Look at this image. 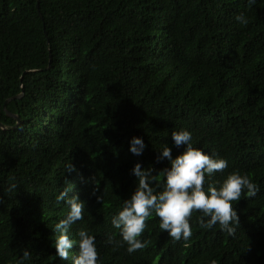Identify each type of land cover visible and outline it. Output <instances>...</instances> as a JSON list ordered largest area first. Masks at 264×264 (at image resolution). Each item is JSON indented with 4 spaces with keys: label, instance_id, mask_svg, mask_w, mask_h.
I'll use <instances>...</instances> for the list:
<instances>
[{
    "label": "trees",
    "instance_id": "16d2710c",
    "mask_svg": "<svg viewBox=\"0 0 264 264\" xmlns=\"http://www.w3.org/2000/svg\"><path fill=\"white\" fill-rule=\"evenodd\" d=\"M36 5L0 0V264H71L52 247L66 188L84 205L71 238L87 229L98 264H264V0ZM179 128L227 161L211 179L238 170L259 191L233 202L232 235L201 228L193 212L192 235L174 241L153 214L145 247L129 254L111 216L135 186L134 163L157 170L162 144L181 150L170 138ZM132 136L145 143L140 156Z\"/></svg>",
    "mask_w": 264,
    "mask_h": 264
},
{
    "label": "clouds",
    "instance_id": "9594fccd",
    "mask_svg": "<svg viewBox=\"0 0 264 264\" xmlns=\"http://www.w3.org/2000/svg\"><path fill=\"white\" fill-rule=\"evenodd\" d=\"M255 3L256 0H246L247 6ZM234 19L242 25L248 23L243 13ZM170 138L172 146L181 150L173 156L172 149L162 144L155 159L157 162L166 161V164L157 170L134 163L130 173L135 177V186L111 216V226L117 230L119 242L129 254L145 247L146 242L140 236L146 227L145 221L153 214L158 218L159 229L174 241L187 240L192 235L189 218L193 212L199 213L197 221L201 228L218 226L220 231L232 235L238 225L233 202L242 195L254 197L259 191V186L238 170H232L220 179H211L214 173L223 172L227 161L215 153L209 155L195 147L188 130L179 128L172 131ZM145 147L141 137L129 138L128 151L132 155L140 156ZM64 170L72 172L75 168L68 161ZM15 189V183L8 185L9 191ZM67 191L66 188L55 196L58 204L63 200L66 206L62 218L53 225L55 255L70 259L71 264H98L95 237L87 229H77L75 239L71 238V226L82 219L84 205L76 195L68 197ZM107 241L113 242L112 235H108ZM73 245H76V251L70 255ZM30 255L25 248L20 259H28ZM211 264L216 262L213 260Z\"/></svg>",
    "mask_w": 264,
    "mask_h": 264
},
{
    "label": "water",
    "instance_id": "95a60500",
    "mask_svg": "<svg viewBox=\"0 0 264 264\" xmlns=\"http://www.w3.org/2000/svg\"><path fill=\"white\" fill-rule=\"evenodd\" d=\"M39 1H40V0H37V5H36L37 10H38V3H39ZM38 15H39L40 19L42 20V16L40 15V13H38ZM7 102H8V100L6 101V103H7Z\"/></svg>",
    "mask_w": 264,
    "mask_h": 264
}]
</instances>
